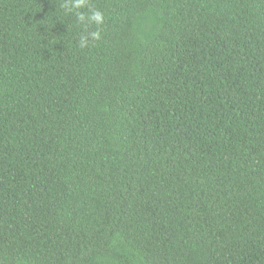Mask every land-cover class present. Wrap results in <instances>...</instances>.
I'll return each instance as SVG.
<instances>
[{
  "label": "trees",
  "instance_id": "16d2710c",
  "mask_svg": "<svg viewBox=\"0 0 264 264\" xmlns=\"http://www.w3.org/2000/svg\"><path fill=\"white\" fill-rule=\"evenodd\" d=\"M72 2L0 0V264H264V0Z\"/></svg>",
  "mask_w": 264,
  "mask_h": 264
},
{
  "label": "clouds",
  "instance_id": "9594fccd",
  "mask_svg": "<svg viewBox=\"0 0 264 264\" xmlns=\"http://www.w3.org/2000/svg\"><path fill=\"white\" fill-rule=\"evenodd\" d=\"M85 6V0H73L71 6L66 5L69 11H74L78 22L85 27L88 24L100 25L103 23V13L99 10L91 11L89 13H84L79 11L82 7ZM101 38V33L99 30L88 32L87 35H81L79 40V46L81 48L88 47L90 40L95 41Z\"/></svg>",
  "mask_w": 264,
  "mask_h": 264
}]
</instances>
